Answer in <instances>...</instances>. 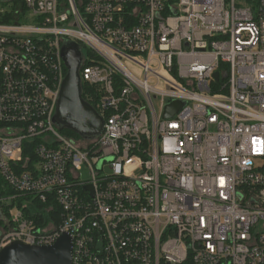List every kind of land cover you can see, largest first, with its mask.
I'll return each mask as SVG.
<instances>
[{"label":"built area","instance_id":"built-area-1","mask_svg":"<svg viewBox=\"0 0 264 264\" xmlns=\"http://www.w3.org/2000/svg\"><path fill=\"white\" fill-rule=\"evenodd\" d=\"M24 5L0 22V250L66 232L71 264H264V0ZM65 40L104 120L81 144L53 123Z\"/></svg>","mask_w":264,"mask_h":264},{"label":"water","instance_id":"water-1","mask_svg":"<svg viewBox=\"0 0 264 264\" xmlns=\"http://www.w3.org/2000/svg\"><path fill=\"white\" fill-rule=\"evenodd\" d=\"M60 55L66 67V74L56 99L53 123L60 130L67 129L84 140H92L102 133L104 120L82 96L79 75L82 53L79 45L65 40ZM213 77L217 79L218 72H215ZM183 104L181 101L168 104L163 117L172 116ZM85 188L92 189L91 185ZM71 251L72 239L66 232L51 245H29L13 241L0 250V264H71Z\"/></svg>","mask_w":264,"mask_h":264},{"label":"trees","instance_id":"trees-1","mask_svg":"<svg viewBox=\"0 0 264 264\" xmlns=\"http://www.w3.org/2000/svg\"><path fill=\"white\" fill-rule=\"evenodd\" d=\"M5 2H13V3L9 7L0 8V22H6V23L15 22L17 13L25 9L24 0H12V1H5ZM86 53H89V51L86 50ZM86 90L88 91L91 89L88 88L87 86H83V96L84 97H85L84 92ZM60 131L80 144L84 142V139L80 138L77 134H75L74 132L70 130L62 129ZM26 145H29V143L27 142ZM26 152H27V146H26V150L24 151V155L27 154ZM29 205H30L29 208L26 209V212L29 215H31L32 212H37L41 210V205L38 203L33 204L31 202L29 203Z\"/></svg>","mask_w":264,"mask_h":264},{"label":"rangeland","instance_id":"rangeland-1","mask_svg":"<svg viewBox=\"0 0 264 264\" xmlns=\"http://www.w3.org/2000/svg\"><path fill=\"white\" fill-rule=\"evenodd\" d=\"M12 3H13V2H1V1H0V8H2V7H9L10 5H12ZM83 52H84L85 54H88V53H86V49H85V48H84ZM126 64H127V66H128V68H129L130 71H132L135 75L140 76V70H139V68H138L137 65L132 64V63H128V62H127ZM160 75H162V77L165 78V79L168 78L167 74H165L164 72H161ZM150 83H151V84H155V83H157L156 86H157L158 88H160V89H164V88H165V82H164L162 79H160L159 82H156L155 80H150ZM104 172H105L106 174H109L110 169H109L108 166H106V167L104 168ZM80 175H81V179H82V180H87V179H89V178H90L89 168H88L87 166L84 165V166L81 168V170H80ZM1 195L7 197L9 194H8L7 191H4L3 188H2V186L0 185V196H1ZM14 212H15V211L12 210V213H14ZM34 217H35V216H34ZM35 219H36V217H35Z\"/></svg>","mask_w":264,"mask_h":264}]
</instances>
